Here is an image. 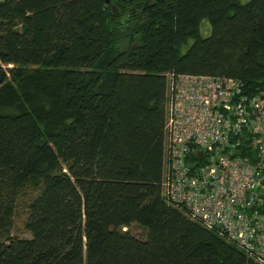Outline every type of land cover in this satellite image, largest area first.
Masks as SVG:
<instances>
[{
  "label": "trees",
  "instance_id": "obj_1",
  "mask_svg": "<svg viewBox=\"0 0 264 264\" xmlns=\"http://www.w3.org/2000/svg\"><path fill=\"white\" fill-rule=\"evenodd\" d=\"M169 71L263 90L264 0L0 4V264H259L162 195Z\"/></svg>",
  "mask_w": 264,
  "mask_h": 264
},
{
  "label": "built area",
  "instance_id": "obj_2",
  "mask_svg": "<svg viewBox=\"0 0 264 264\" xmlns=\"http://www.w3.org/2000/svg\"><path fill=\"white\" fill-rule=\"evenodd\" d=\"M166 77L163 197L264 264V89L249 95L226 75Z\"/></svg>",
  "mask_w": 264,
  "mask_h": 264
},
{
  "label": "rangeland",
  "instance_id": "obj_3",
  "mask_svg": "<svg viewBox=\"0 0 264 264\" xmlns=\"http://www.w3.org/2000/svg\"><path fill=\"white\" fill-rule=\"evenodd\" d=\"M202 32L204 36L210 34V24L204 22L202 25ZM31 195H23L22 199L19 201L18 206L16 207V212L13 217V227L12 234L19 237H30V234L25 229V222L28 218L27 205L30 202ZM131 232L137 236L144 237L145 231L142 227L133 225L131 227Z\"/></svg>",
  "mask_w": 264,
  "mask_h": 264
},
{
  "label": "water",
  "instance_id": "obj_4",
  "mask_svg": "<svg viewBox=\"0 0 264 264\" xmlns=\"http://www.w3.org/2000/svg\"><path fill=\"white\" fill-rule=\"evenodd\" d=\"M106 5H111V0H105Z\"/></svg>",
  "mask_w": 264,
  "mask_h": 264
}]
</instances>
